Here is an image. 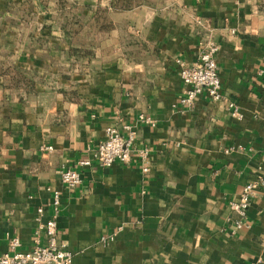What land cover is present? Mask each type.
<instances>
[{"label":"crops","instance_id":"crops-1","mask_svg":"<svg viewBox=\"0 0 264 264\" xmlns=\"http://www.w3.org/2000/svg\"><path fill=\"white\" fill-rule=\"evenodd\" d=\"M116 1L0 0V255L11 238L34 248L42 209L72 264H264V193L239 228L229 208L264 179V0ZM207 41L223 99L180 106L175 60L197 63ZM124 126L129 163L78 167Z\"/></svg>","mask_w":264,"mask_h":264},{"label":"built area","instance_id":"built-area-1","mask_svg":"<svg viewBox=\"0 0 264 264\" xmlns=\"http://www.w3.org/2000/svg\"><path fill=\"white\" fill-rule=\"evenodd\" d=\"M200 24V22H196ZM217 52L216 45L207 41L205 43V51L201 53L198 62L193 65H185L181 60H175V64L179 67V78L183 85V92L178 100L180 106L189 107L201 95H206L210 101L217 102L223 99L220 94L219 79L216 73L215 55ZM230 116L236 119L241 118V114L237 107L232 103H228ZM141 125L155 127V122L144 115L138 117ZM135 141V132L129 126H124L119 131L114 127L105 129V138L98 144L90 160L78 162V167L88 168L92 162H96L99 167L109 168L115 162L127 164L130 162ZM42 153L49 154L53 151L51 146L41 147ZM264 151V147H263ZM149 153L146 149L138 150V159L147 164ZM147 166L143 168V172H147ZM60 182L70 188L78 187L82 184V176L76 170H62L60 172ZM258 193H264V179H258L245 184L238 196L237 201L229 204L230 210L238 216V221L234 222V227L241 226L242 220L248 208L250 201L256 197ZM51 204L53 211L58 212L59 194L53 193ZM39 217L36 219L37 231L35 232V241L37 244L29 251H20V242L18 238L9 240L10 254L0 255V264H72L73 254L65 250L57 244V222L55 218L42 220V209H38ZM43 233L48 242L46 245L38 244V235Z\"/></svg>","mask_w":264,"mask_h":264},{"label":"trees","instance_id":"trees-1","mask_svg":"<svg viewBox=\"0 0 264 264\" xmlns=\"http://www.w3.org/2000/svg\"><path fill=\"white\" fill-rule=\"evenodd\" d=\"M146 0H124V1H116L112 2V7L117 10H129L133 6H140L145 3Z\"/></svg>","mask_w":264,"mask_h":264}]
</instances>
